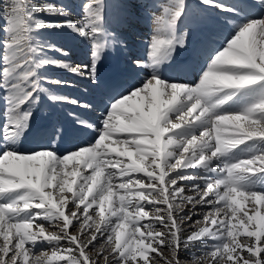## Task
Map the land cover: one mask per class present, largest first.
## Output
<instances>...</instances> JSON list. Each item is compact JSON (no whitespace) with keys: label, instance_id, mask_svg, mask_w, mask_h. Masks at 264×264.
<instances>
[{"label":"snow or ice","instance_id":"obj_1","mask_svg":"<svg viewBox=\"0 0 264 264\" xmlns=\"http://www.w3.org/2000/svg\"><path fill=\"white\" fill-rule=\"evenodd\" d=\"M77 9L0 0V264H185L190 249L192 264H264V0ZM213 10L228 31L195 41ZM145 18L152 34L139 56L119 26ZM45 33L80 40L88 62L72 63ZM117 50L150 71L96 99L44 87L72 86L46 67L99 86ZM182 52L200 61L193 83L181 82ZM42 93L91 115L37 126Z\"/></svg>","mask_w":264,"mask_h":264},{"label":"bare ground","instance_id":"obj_2","mask_svg":"<svg viewBox=\"0 0 264 264\" xmlns=\"http://www.w3.org/2000/svg\"><path fill=\"white\" fill-rule=\"evenodd\" d=\"M119 2L120 0H112V3L114 5L118 4ZM147 2L152 3L154 2V0H147ZM155 2L160 4H165V3H169L170 0H155ZM111 11L113 17H115L119 13V8L113 7ZM153 11L155 12V14H159L158 11L156 10ZM223 18H224V14L217 13L215 10H213L207 16H202L201 22L196 26L194 40L201 41L207 39L208 37H212L213 39H216L222 36L223 33L228 31L227 26H225L223 23L220 22L223 21ZM113 27H117V25L114 24ZM119 27L130 41L131 51L139 56H146V46L152 34L151 32L152 25L149 23V21L145 18V19H140L138 21H133L130 25H123ZM73 40L77 41L78 43H76L75 45L73 44L74 47L70 50V56H69L70 61L72 62V60L74 61V59H77V61L74 64L88 62L89 53L87 47L80 40L78 39H73ZM178 55L174 59L177 63H180L182 57L180 58L178 57ZM126 56H127L126 52H121L117 50L112 52L110 55H108L105 58L103 66H105L107 70L106 74L108 78L104 82L101 78H99L100 80L99 86L92 85L88 81L82 80L80 77L75 76L63 69L61 70L54 69L56 76L55 79L69 81L71 82L72 85L71 87L56 85V87L59 89L58 95H65L70 98L86 96L87 99H96L99 97L103 89L118 90L123 86H126L129 82L143 77L150 71V70L137 71L135 69H130L127 64ZM182 56H185L184 58H186L185 62L182 63L185 66L186 70L180 73L181 82L193 83L196 79H198L193 68L198 67L200 61L199 60L190 61L189 53L187 52H182ZM57 58H62V57H60L59 54H57ZM162 68H165V66H162ZM43 74L45 73L43 72ZM103 83L105 84L104 87L102 86ZM44 87L47 88L46 84L44 85ZM136 99L137 102H139V98ZM73 111L81 113V115L86 119L89 118L91 115L89 113L83 112V110L81 109L75 108V106L73 105L66 103H59V107H58L56 102H53L48 98L47 94L42 93L40 102L34 108L33 123L37 126L47 125L56 121L64 124H70L71 117L68 114L72 113ZM113 146L117 147V145H113ZM188 194H192V193L189 192Z\"/></svg>","mask_w":264,"mask_h":264},{"label":"rangeland","instance_id":"obj_3","mask_svg":"<svg viewBox=\"0 0 264 264\" xmlns=\"http://www.w3.org/2000/svg\"><path fill=\"white\" fill-rule=\"evenodd\" d=\"M65 3L71 5L73 7L74 10H78L76 9L77 8V5L80 3V0H64ZM45 35H48L50 36L54 42H59V44L61 45H65L69 50H71L74 45L76 43H78L77 41L75 40H71L68 38V36L65 34H57V33H45ZM66 36V37H65ZM67 40H66V39ZM70 40V41H69ZM61 42V43H60ZM64 43V44H63ZM74 44V45H73ZM181 54V55H180ZM178 55V57H182L181 58V61H180V64L184 63L185 62V59L184 58L185 56H182V53H180ZM49 55H52L54 57L57 58V53H49ZM74 59V58H73ZM77 61V59H74V61L72 60V63H75ZM54 69H57V70H61L59 68H56V67H46L44 68L42 71L45 73V75H47L48 77L52 78V79H55L56 76H55V71ZM107 70L105 68V66L100 65L99 66V78H101L103 80V82L105 80H107L108 76L106 74ZM54 77V78H53ZM47 88L49 89L50 92H52L53 94H57L58 95V91L59 89L56 87V85H53V84H46ZM49 86V87H48ZM102 86L104 87L105 84L103 83ZM57 106L59 107V103H57ZM60 114V113H59ZM242 209L245 210V211H249L250 213L253 211V208L251 206V204L249 202H246L244 204L241 205ZM200 217H194L193 219H199ZM192 252H197V254H199V250L198 249H190L189 252L184 256V259H185V264H192Z\"/></svg>","mask_w":264,"mask_h":264}]
</instances>
